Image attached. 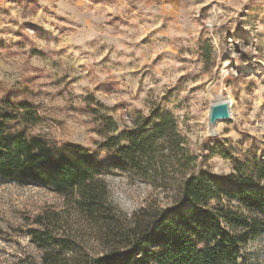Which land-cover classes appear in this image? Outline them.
<instances>
[{
	"label": "rangeland",
	"instance_id": "obj_1",
	"mask_svg": "<svg viewBox=\"0 0 264 264\" xmlns=\"http://www.w3.org/2000/svg\"><path fill=\"white\" fill-rule=\"evenodd\" d=\"M221 100L231 120L210 135L209 108ZM4 101L36 111L28 135L93 154L120 213L170 207L172 189L115 165L102 145L160 110L174 117L194 175L232 173L211 153L216 144L240 159L252 149L264 165V0H0ZM64 208L40 181L0 178V264H42L26 229ZM69 225L99 252L86 223ZM239 264H264V234L241 248Z\"/></svg>",
	"mask_w": 264,
	"mask_h": 264
},
{
	"label": "trees",
	"instance_id": "obj_2",
	"mask_svg": "<svg viewBox=\"0 0 264 264\" xmlns=\"http://www.w3.org/2000/svg\"><path fill=\"white\" fill-rule=\"evenodd\" d=\"M37 121L27 102L0 105V178L40 181L64 200L63 210L38 214L26 229L42 264H239L241 248L264 234V165L252 149L240 159L216 144L211 153L230 160L232 173L194 175L174 117L152 111L102 148L155 189H172L174 199L164 209L125 215L109 202L94 155L28 135ZM74 217L87 224L99 252L70 228Z\"/></svg>",
	"mask_w": 264,
	"mask_h": 264
},
{
	"label": "water",
	"instance_id": "obj_3",
	"mask_svg": "<svg viewBox=\"0 0 264 264\" xmlns=\"http://www.w3.org/2000/svg\"><path fill=\"white\" fill-rule=\"evenodd\" d=\"M228 100H221L212 104L208 113V129L210 135H215V125L218 122H227L231 120V108Z\"/></svg>",
	"mask_w": 264,
	"mask_h": 264
},
{
	"label": "bare ground",
	"instance_id": "obj_4",
	"mask_svg": "<svg viewBox=\"0 0 264 264\" xmlns=\"http://www.w3.org/2000/svg\"><path fill=\"white\" fill-rule=\"evenodd\" d=\"M220 100V99H219ZM231 105V104H230ZM209 133H210V130H209Z\"/></svg>",
	"mask_w": 264,
	"mask_h": 264
}]
</instances>
